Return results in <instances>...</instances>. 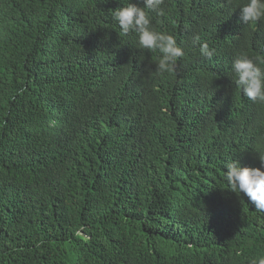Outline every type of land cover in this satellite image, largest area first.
I'll return each instance as SVG.
<instances>
[{"label": "trees", "instance_id": "16d2710c", "mask_svg": "<svg viewBox=\"0 0 264 264\" xmlns=\"http://www.w3.org/2000/svg\"><path fill=\"white\" fill-rule=\"evenodd\" d=\"M128 2L0 0V264L264 256V215L223 179L264 152V104L231 72L264 58V20L240 21L246 0H164L152 27L184 55L159 74L112 18Z\"/></svg>", "mask_w": 264, "mask_h": 264}, {"label": "clouds", "instance_id": "9594fccd", "mask_svg": "<svg viewBox=\"0 0 264 264\" xmlns=\"http://www.w3.org/2000/svg\"><path fill=\"white\" fill-rule=\"evenodd\" d=\"M163 4L164 0H140V3L129 0L126 6L111 11L121 36L135 34L139 49L159 54L156 65L159 74L174 72L177 61L184 55L173 36L152 27L149 13L155 12L156 15L163 16ZM239 10L240 21L245 25H254L264 20V0H246ZM198 42L199 37H195L194 43ZM199 52L208 59L215 55V49L209 48L206 42L199 43ZM261 64H264V58H250L241 53L234 58L231 72L234 83L243 96L253 103L264 104V67ZM256 158L259 167H242L238 160L228 163L223 179L230 192L246 197L254 209L264 215V152L259 153ZM251 264H264V256L253 259Z\"/></svg>", "mask_w": 264, "mask_h": 264}]
</instances>
